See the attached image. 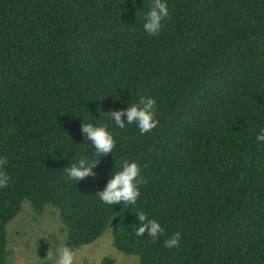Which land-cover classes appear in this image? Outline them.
Returning a JSON list of instances; mask_svg holds the SVG:
<instances>
[{
	"label": "trees",
	"instance_id": "obj_1",
	"mask_svg": "<svg viewBox=\"0 0 264 264\" xmlns=\"http://www.w3.org/2000/svg\"><path fill=\"white\" fill-rule=\"evenodd\" d=\"M165 2L149 35L152 0H0V264L24 202L32 216L56 209L70 248L109 228L137 264H264V0ZM141 97L159 120L144 135L126 116ZM84 123L107 126L112 153L96 155ZM81 158L99 160L94 175L70 180ZM124 160L148 182L135 206L105 204L97 193ZM137 211L163 234L137 237Z\"/></svg>",
	"mask_w": 264,
	"mask_h": 264
},
{
	"label": "clouds",
	"instance_id": "obj_2",
	"mask_svg": "<svg viewBox=\"0 0 264 264\" xmlns=\"http://www.w3.org/2000/svg\"><path fill=\"white\" fill-rule=\"evenodd\" d=\"M169 17L168 6L165 0H152L150 11L145 15L143 28L149 35H159L161 32L162 21ZM157 101L152 97H141L138 103H132L126 109L127 123L136 124L141 135L152 132L158 125L159 120L156 118ZM114 119L115 124L123 129L125 122L121 119L125 112L111 111L107 114ZM83 132L87 133V140L92 143L97 156L112 153L116 147V141L113 135L108 131L106 125L95 126L92 123L83 124ZM257 141H264V129L256 137ZM99 160H88L81 158L77 163H72L70 167L65 168L67 177L70 180L81 181L92 173V167ZM7 164L6 158H0V188L8 186L10 177L3 166ZM140 166L135 161L124 160L120 170L112 175L106 188L98 192L100 200L108 205L124 204L135 206L140 196L139 186L147 184V180L141 176ZM137 219L140 221L139 226L135 228L137 237L148 236L155 240L163 234V228L155 220L150 219L145 212L137 211ZM181 233L176 232L164 241L167 248H178ZM47 259L53 261V264H74L76 260L75 252L66 245L59 246L55 253L50 249Z\"/></svg>",
	"mask_w": 264,
	"mask_h": 264
},
{
	"label": "rangeland",
	"instance_id": "obj_3",
	"mask_svg": "<svg viewBox=\"0 0 264 264\" xmlns=\"http://www.w3.org/2000/svg\"><path fill=\"white\" fill-rule=\"evenodd\" d=\"M61 227L53 207H46L40 215L32 216L27 204L22 203L17 214L6 224L7 248L10 250L7 264H36L48 260L50 249L55 253L64 245ZM40 247L42 250L39 251ZM71 249L76 254L74 264H96L104 255L111 256L116 264H137L135 255L124 254L112 246L109 228L93 242Z\"/></svg>",
	"mask_w": 264,
	"mask_h": 264
}]
</instances>
